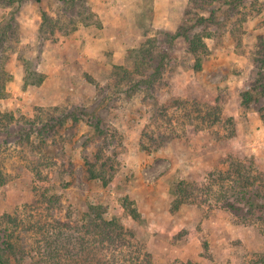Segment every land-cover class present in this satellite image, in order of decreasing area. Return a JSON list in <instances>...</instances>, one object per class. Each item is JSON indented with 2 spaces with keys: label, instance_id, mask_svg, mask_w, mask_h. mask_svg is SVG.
I'll return each mask as SVG.
<instances>
[{
  "label": "rangeland",
  "instance_id": "obj_1",
  "mask_svg": "<svg viewBox=\"0 0 264 264\" xmlns=\"http://www.w3.org/2000/svg\"><path fill=\"white\" fill-rule=\"evenodd\" d=\"M72 3L0 1V25L12 24L0 48L12 74L0 97V217L29 205L25 214L46 218L37 199L57 192L73 220L100 204L135 227L147 264H258L259 208L244 204L245 218L223 204L239 161L248 179L238 186L264 188V0ZM184 28L206 44L192 50L175 35ZM100 116L108 184L86 164L104 142ZM180 180L209 193L175 209Z\"/></svg>",
  "mask_w": 264,
  "mask_h": 264
},
{
  "label": "trees",
  "instance_id": "obj_2",
  "mask_svg": "<svg viewBox=\"0 0 264 264\" xmlns=\"http://www.w3.org/2000/svg\"><path fill=\"white\" fill-rule=\"evenodd\" d=\"M14 3L21 0H0ZM66 1V0H65ZM74 4L75 0H72ZM44 21L51 24L48 14H44ZM45 22V23H46ZM11 23L0 25V48L7 43ZM175 35H183L187 39L192 50L197 51L199 45L204 46L205 40L201 35H190L186 28ZM264 61V60H263ZM196 69H202L201 61L195 66ZM12 74L4 67H0V97L6 96L7 83L11 80ZM39 82L43 76L38 78ZM154 80L149 78L150 86ZM246 101L252 99L251 93L245 96ZM215 120H218L215 118ZM102 117H98L96 128L97 138L103 140V145L98 149L95 160L86 159L87 172L90 178L103 181L108 184L113 177L111 169L113 164L108 165L102 160L105 145L110 143L111 134L104 128ZM237 164L236 177L230 185L232 193L224 194L225 199L229 197L225 207L234 212L242 211L241 214L247 217L246 211L241 210L244 204L251 207H258L259 213L256 217L264 221V188L254 187L250 190L247 186H238L244 179H248L243 174L242 161ZM110 174V176H109ZM231 172H228L226 178H230ZM237 184V186H236ZM211 188L209 183L206 185ZM256 188V190H255ZM198 183L180 180L172 186L173 208L178 209L187 202L195 201L204 193H209ZM204 192V193H203ZM207 195H205L206 197ZM255 196L258 199L255 200ZM208 197H206V200ZM37 201L42 202L46 207L47 217L24 213L25 208H16L13 212H6L0 217V264H125V258H128L129 264H147V259L142 260V252L147 256L145 244L137 241V230L135 227L127 226L118 217H108L106 215L107 207L100 204H90L80 218L73 220L71 211H64L61 194L57 192H43ZM126 208L131 212L133 218L138 219L141 214L136 206L126 202ZM31 208V207H30ZM61 213V214H60ZM255 215V211H251ZM64 214V215H62ZM48 218H52L49 220ZM26 235L37 237L33 244H26L24 239ZM44 242V243H43ZM125 256V258L123 257ZM264 264V256L260 260ZM259 261V262H260ZM258 262V264H259ZM173 264H196L192 260L177 261Z\"/></svg>",
  "mask_w": 264,
  "mask_h": 264
}]
</instances>
